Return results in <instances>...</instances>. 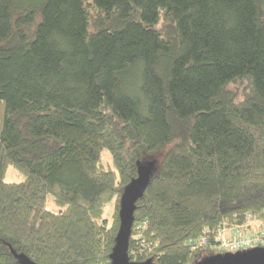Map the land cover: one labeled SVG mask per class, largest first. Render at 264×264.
<instances>
[{"label": "trees", "instance_id": "16d2710c", "mask_svg": "<svg viewBox=\"0 0 264 264\" xmlns=\"http://www.w3.org/2000/svg\"><path fill=\"white\" fill-rule=\"evenodd\" d=\"M150 163L129 260L264 221V0H0V264H111Z\"/></svg>", "mask_w": 264, "mask_h": 264}, {"label": "water", "instance_id": "95a60500", "mask_svg": "<svg viewBox=\"0 0 264 264\" xmlns=\"http://www.w3.org/2000/svg\"><path fill=\"white\" fill-rule=\"evenodd\" d=\"M151 167L152 163L138 166L137 177L123 191L118 210L119 226L109 254L111 264H151L150 260L138 262L131 261L128 257V240L135 201L141 196L146 186ZM12 252L21 264H34L25 255ZM193 264H264V248L251 247L234 252H218L204 256Z\"/></svg>", "mask_w": 264, "mask_h": 264}, {"label": "built area", "instance_id": "2783aa9c", "mask_svg": "<svg viewBox=\"0 0 264 264\" xmlns=\"http://www.w3.org/2000/svg\"><path fill=\"white\" fill-rule=\"evenodd\" d=\"M210 239L212 240L211 242ZM206 245L226 252H234L251 247L264 248V221L252 212L246 213L240 223L221 220L211 228H204L201 237L190 241V248L193 250Z\"/></svg>", "mask_w": 264, "mask_h": 264}, {"label": "rangeland", "instance_id": "374dc122", "mask_svg": "<svg viewBox=\"0 0 264 264\" xmlns=\"http://www.w3.org/2000/svg\"><path fill=\"white\" fill-rule=\"evenodd\" d=\"M108 153L106 151H104V164H106V161L109 159L107 157ZM12 169L10 172H9V177L7 178V181H11V180H17L18 179V176L15 174V172L13 171V168H10ZM110 214H111V204H108L106 205L105 207V217L108 219L110 217Z\"/></svg>", "mask_w": 264, "mask_h": 264}, {"label": "bare ground", "instance_id": "6f19581e", "mask_svg": "<svg viewBox=\"0 0 264 264\" xmlns=\"http://www.w3.org/2000/svg\"><path fill=\"white\" fill-rule=\"evenodd\" d=\"M221 252V251H220ZM224 252V251H223Z\"/></svg>", "mask_w": 264, "mask_h": 264}]
</instances>
